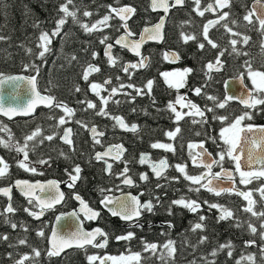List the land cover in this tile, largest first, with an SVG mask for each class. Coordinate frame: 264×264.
I'll use <instances>...</instances> for the list:
<instances>
[{
  "label": "trees",
  "instance_id": "obj_1",
  "mask_svg": "<svg viewBox=\"0 0 264 264\" xmlns=\"http://www.w3.org/2000/svg\"><path fill=\"white\" fill-rule=\"evenodd\" d=\"M201 1L204 4L211 2V0ZM63 3H66V0H0V37H4V39H0V74L4 76L36 75L37 89L40 93L52 96L55 98V102L66 104L74 110L72 116H65L61 108L53 107L47 110L39 109L29 119L8 122L0 118V128L7 129V131L0 130V139L8 141L10 134L12 144L23 146L25 137L39 129L40 134L35 137L34 141L28 142L29 158L26 163L32 168L40 167L42 179H59L61 175L71 173L75 165H80L82 172L79 192L84 199L88 200L89 206L94 209L98 208L95 201L98 198L102 199L106 194H115L116 186L121 181L117 180L114 167L110 175L106 177L104 171L96 167L93 162L94 154L98 148L102 149L107 144L117 142V129L113 117H121L127 125L130 123L138 125L139 132L134 135L133 144L130 145L134 151H127V158L135 161L137 165L142 154L151 152L148 151L149 145L158 142L166 143L163 127H166L171 120L162 117L161 112H164L166 104L173 101L176 96L188 94L189 99L193 102L192 91L197 84L205 87V90L211 88L215 92H220L223 80L246 73V69L250 70L249 65L253 71L260 67V70L264 72V52L259 51L260 46L257 41L250 40L247 53H234L230 50L226 35L222 32L217 34L215 41L217 47L213 49L200 39L201 34L194 11V0H185L182 9H176L170 13L164 29L163 44L158 48L173 51L181 59V66L189 67L192 70L186 81L180 86L179 91H171L160 76L151 75L152 73L148 69L143 73L135 74L132 78L127 75L130 70L126 74L119 71L118 75L117 69H123L132 59L117 48L113 50L116 67H110V63L103 55V50L106 44H112L122 33L120 22L113 16L108 22V27H102L101 31H94L91 34L86 33L80 23H74L72 18L68 17L60 34L51 38L50 51L45 54L43 59H40L38 53L42 49L37 47L40 43L39 36L42 32L50 34L55 28L56 20L63 15L58 11ZM110 5L115 8L131 6L136 9L133 19L129 23L131 32H138L142 27L151 25L159 19V15L150 13L148 0H73V4L68 7L70 10L76 11L77 19L81 23L91 25L109 13ZM85 10L91 12L92 15L83 16ZM188 35L193 36L194 39L185 42L183 37ZM105 36L108 37V40L102 44L100 41ZM198 44H204V48L197 50ZM221 52H223L228 66L214 78L208 77L204 72L205 62L213 60ZM93 53L96 54L95 57H93ZM145 53L149 55L147 49ZM89 65L98 67L100 71L94 72L93 76L91 78L89 76L88 81H85L83 73ZM161 67V70L170 69L167 63L161 64ZM37 69L39 75H37ZM106 80L110 83L106 85L105 90H99V95L91 90V83L105 85ZM150 80L153 82L152 90L146 92L145 86ZM128 85L134 87H128ZM118 86L120 94L112 95L111 90L118 89ZM77 87L80 88L79 92L76 91ZM135 89H142V94L137 95ZM102 97L108 99L106 105L102 104ZM259 98H264V93ZM199 99L206 116L216 117L217 123H210L209 120L201 121L199 137L195 138L193 125L184 121L180 123V126L183 125L182 132L174 141V146L178 151L167 154L163 151H155L152 154V157L165 155L172 167L185 166L186 172L193 176L198 173V170L191 167L190 155L192 151H184L187 144L198 141L205 142L206 147L211 148L210 152L216 156L227 147L220 139L222 124L218 122V117H226L231 120L233 117L247 112L251 114L252 119H245L242 126L249 124L256 128L264 126V105H256L250 110H243L232 105L231 108H227L229 110H223L217 105L209 106L204 96ZM80 101H91L96 105V108L88 109L87 104L80 103ZM101 107L108 115L96 114ZM209 108L212 111H208ZM61 117L70 118L71 124L76 127L82 124L87 128L94 126L98 131L104 133V138L100 144L93 143L88 140L86 131L74 128V145L71 151L59 141L63 129V125L58 124ZM48 135H53L54 139L52 141L44 139ZM0 158H3L8 164L7 173L3 177L0 187L9 185L15 178L33 176L18 167V162L23 160L22 153L18 154L14 149L9 150L0 146ZM41 160H46L48 163L41 164ZM221 164L228 169L235 170L234 161L227 157ZM262 181L263 179H253L245 189L255 190ZM160 184H163L162 187L153 184L152 189H155L153 195H156L161 203L151 216L142 219L141 226L143 227L128 229L118 220L102 213L99 225L103 231L108 233L107 247L103 250L92 248L71 250L59 258L47 256L49 227L43 223L33 222L25 213L22 214L18 211V208H15V196L12 199V204L16 213L0 217V235L9 237L7 241L0 239V264H15L25 254L30 257L28 261H25V264H88L87 256L90 255L119 257L134 253L141 254L140 264H193V262L208 264L209 261H215V264H236V261L241 260V257L249 254L255 255L258 264H261L259 250L264 246V241L260 240L259 232L262 221L244 211V208L248 206L244 199L235 193L229 196L215 197L202 189L198 192L190 191V188L197 187L185 180L182 174L175 175L166 185H164V181ZM102 189L103 191H101ZM92 198L96 200L93 201ZM181 198L186 201H196L201 205L200 210L190 213L188 210L172 204L173 200ZM211 203H216L232 211L233 217L217 223L220 212L218 209H210L208 204ZM169 208L172 211L171 215L168 211ZM254 210L264 211V205H255ZM201 215L206 217L202 222L205 228L203 231H193L194 225L201 222L199 221ZM46 220L50 221L49 217ZM249 222L257 228V234L253 235L250 232ZM11 223L17 224V228L13 229ZM169 223L173 227H169ZM237 223L240 225L239 227L236 226ZM40 231L44 233L43 236L37 235ZM129 231L135 234L131 240L117 241L115 239L116 236L124 235ZM201 236L208 237L205 243L199 242ZM21 239H24L26 243L19 244ZM169 240L174 242L173 247L176 249L174 258L169 257L167 250L163 247ZM249 240H255V245L246 246L245 242ZM144 242L154 243L158 246L155 254L145 251ZM228 242L232 244L231 257L227 255L228 249L219 251L215 257L211 255L213 249ZM33 248L41 252L40 257H34ZM93 264H98V261H94ZM241 264H249V262L241 260Z\"/></svg>",
  "mask_w": 264,
  "mask_h": 264
},
{
  "label": "snow or ice",
  "instance_id": "obj_2",
  "mask_svg": "<svg viewBox=\"0 0 264 264\" xmlns=\"http://www.w3.org/2000/svg\"><path fill=\"white\" fill-rule=\"evenodd\" d=\"M196 8H194V11H197V14L200 16L204 15V11H209L213 10V8H219V9H224L230 7V0H215V5L209 4L207 8L204 9V11H200V0H194ZM185 3V0H174L172 4L168 3V0H152V8L155 11L157 8H163L165 13L168 12L170 7H176V6H183ZM73 4V0H66V3H63L60 5L58 11L60 13H63V15L56 20L55 22V28L52 30V32L49 34L47 32H42L39 36V41L40 43L37 45V47L41 48L42 50L38 53V58L43 59L45 57V54L50 51L49 45L51 44L52 37H56L60 34L62 27L65 25L67 18L71 17L74 23H80L81 28L86 32L91 34L94 31H101L102 27H108L109 20L112 17V14H115L120 21L122 22L121 27L125 29V35L120 36L115 43L120 45L121 47L128 48L129 51L133 52L135 55L140 56L139 49L141 47V44L145 40V36H147L148 39L152 40H157L160 41L163 39V34H162V28H163V23L164 20L161 18L160 23L156 24L155 26L151 28H145L143 30V33L141 34L140 41H132L127 39L128 37H131L134 35V33L131 32V30L128 27L127 21L131 18L133 14H135L136 9L131 6H123L119 8L112 7L111 5L109 6V13L107 15H104L102 19L96 21L95 23H92L91 25L81 23L77 19V13L76 11H72L69 9L68 5ZM92 13L85 10L83 12V16L89 17L91 16ZM229 13L228 12H223L220 16L219 19L216 21V23H219L221 20H225L228 17ZM253 15H256V18L259 22L260 25V30L261 34L264 35V16H261L255 12V9L253 11H250L247 15L244 16V20L247 21L248 23H253L251 17ZM235 23V21H233ZM213 22L209 21L208 24L204 26V39L207 40L208 44H210L213 48L217 47V44L212 41L209 36H208V31H209V26L212 25ZM225 29L229 32H231V29L228 28V26L225 24L224 25ZM232 35H238V33H232ZM185 42L188 40L194 39L193 36L188 35L183 37ZM0 39H4V37H0ZM108 40V37L105 36L101 39V43L105 44L106 41ZM249 37L244 36L243 37V42L245 44L248 43ZM231 44L233 45V51H236L235 45L237 44L236 40H231ZM113 45L108 43L106 44V49H105V55L108 57V62L110 64H115L116 60L113 58L111 55V49ZM199 47L201 49L204 48V44H200ZM261 47L264 48V43L261 44ZM31 51V50H29ZM95 53H93V57H95ZM220 55H223V52L220 53ZM75 59V57H73ZM221 64V61L219 57L216 59V65L219 66ZM144 58L141 59L139 64H128L123 68L124 72H128L129 68H137V67H144ZM209 70H212L214 65L212 63H208L206 66ZM249 76L252 79L253 85L261 92H264V73L258 72V71H251V66L249 65ZM27 70V69H26ZM100 69L96 66L89 65L88 68L84 71L83 73V79L85 81H88L89 74L92 72H98ZM191 69H185L184 73L191 72ZM37 75H39V70L37 69ZM163 75L167 76V73H164ZM257 78H259V83H257ZM119 79V77H117ZM25 82L28 85H30L31 93H32V98L28 101V103L22 107H12L8 106L5 107L2 103H0V114L8 116L9 119L12 118L13 115H24V116H29L32 115L33 112L35 111V108L39 104H43L45 107H58L61 108L65 116H72L74 115V110L68 107L66 104L55 102V98L52 96H42L40 93L36 90V76H31V77H23V76H4L3 74H0V85H4L6 83H12V84H17L18 82ZM110 83V81L106 80L105 84ZM152 81H148L146 87L149 89V92L152 87ZM178 86H182V83ZM123 87V85H121ZM128 87H134L133 85H128ZM91 90L99 95V89L101 88V85L97 83H91L90 84ZM76 91L79 92L80 88L77 87ZM137 95L142 94V89H135ZM195 94L199 95L201 93L200 88H196ZM117 89L113 88L111 90V94L114 95L116 94ZM102 99V104L106 105L108 103L107 98H101ZM182 98L178 97L177 103L180 102ZM209 99L215 100L214 97H209ZM232 99V97H226L225 102L227 100ZM80 103H86L88 109H94L96 108V105L93 104L91 101H80ZM242 103L246 108H255L256 105H264V98H256L252 97L250 95L249 99L243 100ZM184 106L189 107L190 109H194L195 112H190L188 113L189 115H199L201 117L204 116V112L201 111L196 104L187 102ZM217 106L219 108H224L225 103H218ZM169 110H171L173 113H175L176 120L179 121L182 119V113L178 112L175 108V106L172 103H169L168 105ZM208 111H212V109H208ZM97 115H108L107 112L104 111L103 107L100 108L99 111L96 113ZM115 119L116 123L124 130L126 131H132L136 132L137 131V125L136 124H131L129 127L125 121L121 117H113ZM221 121H224L227 119L226 117H218ZM251 120L252 116L251 114L245 112L243 115H240L235 118V120L225 128H222L220 131V137L224 145H226V149L220 152L219 155V160H212L211 163L204 162V161H199L200 164L208 171L206 173H203L201 175L193 176L189 175L186 172L185 166L182 165H176V170L181 173L184 177L185 180L189 181L192 185H199L200 187L204 188L208 192L213 193L216 196H220L222 193H232L235 191V194L238 196H242L247 202L248 206L244 208V211L247 213H250L251 216L256 217L257 219L261 220L262 222L260 223V229L261 231L259 232V237L261 241H264V211H255L254 207L256 204V201L252 199V193L251 192H241L237 191L233 188H225V187H220L219 185H214L213 184V179H220L223 175L228 179L232 180V174L230 172H226L222 165H221V172L218 173H212L211 169L213 165L221 164L222 161L225 160V157L228 159L232 160L235 162V171L239 173L240 176V183L241 184H249L252 182L253 179H260L264 178V166L257 170H252L251 165L252 163H258L261 165H264V126L256 128L255 126L249 124L247 126H242V122L245 120ZM66 119L64 117H61L58 121L59 125H64L66 123ZM77 123H80L77 121ZM82 127H86V125H81ZM0 130L7 131L6 128H0ZM90 131L94 134V136H102L103 133L97 132V129L95 127H92ZM180 131L179 128H177L175 131H169L166 133V135L170 138L173 139L176 137L177 133ZM255 131H258L260 133L259 139L253 138L251 141H249L246 137L243 138V143L248 144L251 143L253 147L260 148V155H254L251 149L248 150V155H247V160H248V167L249 170L245 171L242 170V165H241V154L243 153V147L241 146L242 142V133H254ZM40 134L39 129L34 131L31 135H28L25 137V143L23 146L19 144H12L11 140L12 137L9 134V139L8 141H4L0 139V146L12 150L14 149L18 154L22 153L23 154V160H20L18 162V167L24 169L25 171H31L35 172L36 169L29 167V164L26 163L29 158V153L27 151L28 149V142L29 141H34L35 137H37ZM70 134H71V129H64V135L61 137L62 141L65 144H68L69 146L73 145V141L70 139ZM44 139L48 141H52L54 139L53 135H48L44 137ZM99 143V141H96ZM42 143V141H41ZM118 151L116 154L113 156V159L119 160L124 152V149L121 145H116L114 146ZM152 148L154 149H164L166 151H174L173 147L171 144H164V143H153L151 145ZM193 147H199L200 149H204V145H192L189 144V148ZM112 152V149L110 148L107 152L104 153H97L96 154V159L97 161L103 159L105 156H109ZM63 155V153H61ZM202 155H211L210 153H207L206 150L203 152H198L196 154V157H201ZM196 157H193V162L194 164L197 163ZM146 160V157L142 154L140 157V163L144 164ZM41 164L48 163L46 160H41ZM0 177H4L5 174L7 173L8 170V164L3 160V158H0ZM169 167L167 164V161L162 159L158 163H153L151 164L152 172L157 178H160L162 176V173ZM112 168L111 164L107 165V170H110ZM82 172V169L80 165H75L74 168L72 169V172L69 173V180L70 183H68L69 188H73L76 184V182L81 178L80 174ZM128 168L127 164H125V168L123 169V172L120 174L121 176L124 177L123 183L127 185H131L133 183L132 179L127 176ZM74 173V174H73ZM211 175L213 179H208L206 183H202V181L205 179L206 176ZM140 179L142 181H146L149 179V177L146 174H141ZM16 187L19 188L21 193L28 199V203L32 204L33 200L36 201V205L38 206L40 211H32L30 208H24V211L28 213L30 216L39 219L40 216L43 215L45 209H50L55 206V204L60 203L63 198H64V193L59 191V186L56 181H49L47 185H31L26 181H16ZM157 187H162V185L157 184ZM200 187H197L195 189L190 188V191H199ZM34 188H39L42 192L44 191H49V192H54L55 194L49 195L47 197H38L34 195L33 189ZM103 191V189L101 190ZM261 193V199H264V186H261L260 189H258ZM11 188H0V194L6 196L11 200ZM74 198L80 202L82 209L85 211V218L89 220H94L96 219L100 213L90 209L87 204L84 202V200L80 197L79 194H75ZM158 199V198H157ZM205 203H208L205 201ZM101 204L103 207L108 209V211L111 212L113 216H119L121 220L124 221H136L139 219V217L142 215L144 211H147L149 213L153 212L155 205L153 204L152 201H146L141 203V201L138 199V197L135 196H129L126 198H121V199H116L113 200L109 197H104L101 200ZM173 205H178L182 206L183 208L189 210L190 212H197L201 205L197 203L194 200H188L186 201L185 199L181 198L179 200H173L172 201ZM111 206V207H110ZM208 207L210 209H218L220 212V215L217 217V223L220 221H224L227 219H230L233 217L232 211L223 208L221 205H218L216 203H211L208 204ZM6 213H14L16 209H14L9 203V205L5 208L4 210ZM169 214H172L171 208H169ZM2 215V213H0ZM58 220L60 217L57 218ZM206 219L205 216L201 215L199 217V221L194 225L193 231L195 230H201L203 231L205 228V225L202 223ZM6 222H8L6 220ZM136 226H139L138 224ZM169 227H173L171 223L168 225ZM239 227L240 225L237 223L236 225ZM11 227L13 229L17 228V224L11 223ZM248 228L250 232L255 235L257 234V228L249 222ZM38 236H43L44 233L42 231L37 233ZM134 232H127L124 235H118L115 237L117 241H128L131 240L134 237ZM97 237H101L102 239L99 242L97 241ZM0 239L7 241L9 237L7 235H0ZM208 239L207 236H201L200 237V243H205V241ZM109 237L108 233L103 231L100 228H96L91 232H84L82 230H77L75 232L70 233L67 236H60L57 237L56 233L53 232V238L49 240V243L51 247L47 251V255L49 257L53 256H59L61 252H63L66 248H71V247H76V248H84L85 245H91L94 248H104L107 243H108ZM26 241L24 239L19 240V244L23 245L25 244ZM173 241L169 240L165 245H163L164 249L167 250V254L169 257L174 258L176 249L173 247ZM256 241L255 240H249L246 241L245 244L246 246H252L255 245ZM157 245L154 243H147L144 242V249L145 251H151L153 254H155L157 250ZM228 249L227 255L229 257L232 256V244L231 242H228L226 244H220L217 249H213L211 252V255L215 257L219 251ZM33 254L34 257H40L41 252L35 248H33ZM260 258H261V264H264V246H262L259 250ZM163 258V257H162ZM30 257L25 254L23 255L19 260L15 262V264H25V261H28ZM88 264H93L94 261L99 260L100 264H105L106 261H111L112 264H132V262H135V264H140L141 261V254L140 253H134L129 256H119V257H114V256H106V257H98L95 255H90L87 256ZM241 260H247L249 264H258L255 255L249 254L245 257H241ZM241 260L236 261V264H241ZM195 264V262H193ZM208 264H215V261H209Z\"/></svg>",
  "mask_w": 264,
  "mask_h": 264
},
{
  "label": "flooded vegetation",
  "instance_id": "obj_3",
  "mask_svg": "<svg viewBox=\"0 0 264 264\" xmlns=\"http://www.w3.org/2000/svg\"><path fill=\"white\" fill-rule=\"evenodd\" d=\"M254 1H257V0H230V7H228V8L219 9V8H215L214 7L213 10L204 11V9L207 8L209 4L215 5V0H211L210 3H205V4L200 0V11H204V15L203 16H200V15L197 14V11H195V15L197 17V22H198V26H199L200 34H201V38L200 39L204 40V42H206L208 44L207 40L204 39V35H203L204 26L206 24H208L209 21H212L213 24L209 26V31H208V36H209V38L212 41L215 42L216 41L217 34L219 32H222V33H224L226 35V41L229 43V47H230V50L232 52H234V53L246 52L247 53L249 51V48L248 47H250V45H249L250 40H254V41H257V43L260 46V50L259 51H261V53H263L264 52V48L261 47V44L264 43V35L261 34L259 22L253 16L251 17L253 23H251V24L244 20V16L247 15L251 11L250 10V7H251V4ZM258 1L264 2V0H258ZM148 4H149V1H148ZM183 6L180 7V8H177V9H182ZM195 8H196V5H195ZM173 10H176V9H173ZM173 10H170L169 15H170V13ZM149 11H150V9H149ZM223 12H228L229 13L228 17L225 20H221V21H219V23H216V21L219 19V16ZM150 13L151 14H154L151 11H150ZM155 15H159V18L161 17V14H155ZM169 15H168V17H169ZM168 17H167V19H168ZM233 21H235V23H233ZM157 22L158 21H156L155 23H157ZM155 23H153L151 25H154ZM225 24L228 26L229 29H231V32H229V31H227L225 29V27H224ZM151 25H147V26H151ZM128 26H129V24H128ZM141 29L138 32H132V33H134V35L132 37H130V38L132 40H137L138 37H139V34H140ZM232 33H238V35H232ZM244 36L249 37V40H248V43L247 44H245L243 42V37ZM163 40H164V33H163ZM231 40H236L237 41V44L235 45L236 51H233V45L231 44ZM162 44H163V41L161 42V44L150 43V44L144 45L143 48H142V53H141L140 58L130 56L126 51L121 50V51H124L127 54V56L132 59V61L130 62V64H139V62L141 61L142 58H147V63L145 65V67H137L135 69L129 68L130 71L128 70L129 73L127 75L132 78V76L134 77L135 74H137V73H143V72H145L148 69V71H151V73H152L151 75L160 76L162 78V80L164 81L165 85L168 88H170L171 91H179L180 86H178V85H180L181 83L183 84L184 81H186L187 76L190 73V72L184 73V70L185 69H190V68L189 67H182L181 66V59L173 51H169V50H166V49H162V50L158 49ZM199 45L200 44H198L197 47H196L197 50H200L201 49L199 47ZM209 46L211 47V49H213V47L210 44H209ZM146 49L149 51V55L145 53V50ZM168 52H172V53L176 54V57H177V63L176 64H171L168 61L167 56H166ZM217 57H219V59L221 61V64L219 66L216 65V59H217ZM163 63H167L169 65L170 69H168V70H163L162 69L161 70V68H162L161 67V64H163ZM208 63H212L214 65V67H213L212 70H209L206 67ZM227 66H228V64L226 65V62H225V59H224V55L221 56L219 54L213 60L205 62V64H204V72L206 73V75L208 77L214 78V76L220 74L222 72V70L225 67H227ZM110 67L111 68H115L116 66H115V64H110ZM119 71H122V74H126V72H124L123 69L121 68V70H118L117 69V71H116V73H118V75L120 74ZM176 71H179V72H182L183 73V77L180 78V80L178 82H175V81L169 79V75L172 74V73H175ZM249 71L250 70L246 69V73L241 74V75H239V76H237L235 78L242 77L243 78L244 85L251 92L252 97L259 98L260 95L262 93H264V92H261V91L255 89L249 83V79H248V73H249ZM251 71H253V70H251ZM255 71L264 73L263 71L260 70V67L258 68V70H255ZM164 73H167L168 75L165 76V75H163ZM93 74H94V72H92V73L89 74L90 78H91V76H93ZM235 78H227V79L223 80L222 86H221V89H220V92H217V91L215 92L211 88L210 89L208 88V89L205 90L204 89L205 87H202L199 84H197L194 87L193 91H192V95H193V99H194L193 102L189 99L188 94L178 95V96H176V98L173 101L168 102L166 104L167 107L164 109V112L165 113L163 111L161 112L162 113V117H164V118H170V120H171V122L168 123L166 127L165 126L163 127V130H164L163 131V136L166 138V143H164V144H171L172 147H173V149H174V151H178L176 149V147L174 146V141H175V138L178 137V135L182 132L183 125L180 126V123H182L184 121H187V124H192L193 125V127L195 129V132L193 133L194 136H195V138L199 137V129H200V122L201 121H207V120H209L210 123H213V124L217 123V118L216 117H207L206 116L205 111L203 110L204 108L201 106V102H200V99H199L201 96H204L205 97V100L208 102V105L209 106H216L218 103H225V107L222 108L223 110L224 109L226 110L227 108H231L232 105L233 106H236V107H239V108H241L243 110H250V109H252V108H249V109L243 108L242 106H240V104H238L236 102H233L231 100H227V102H225L226 93H225V89H224V84H225V82L227 80H231V79H235ZM106 85L107 84L101 85V88L99 90H105L106 89ZM196 88H200L201 89V93L199 95L195 94V91L194 90ZM151 90H152V87H151ZM151 90H150V92H151ZM145 91L146 92H149V89L146 86H145ZM116 93L120 94L119 86H118V89H117V92ZM178 97L186 98V100L188 102H191V103L196 104L197 107L201 111L204 112V116L201 117L199 115H189L188 113H190V112H193L194 113L195 110L194 109H190L189 107H186V108H183V109H181L179 111L180 113H182V119H180L179 121H177L176 120V117H175V113H173L171 110H169L168 105H169V103L174 104L175 101L178 99ZM209 97H214L215 100L209 99ZM227 110H229V109H227ZM236 117H238V116L233 117L231 120L225 119L224 121H221L220 119H218V122L222 124L221 129L222 128H225L229 124H231L235 120ZM66 121L67 122L63 125L62 133H63V130L66 127H71V129H72V141H73V145H74V139L73 138H74V135H75L74 128L82 129L83 131H86V134H87V136L89 138L88 140L90 142L92 141L93 143H97L96 141L98 140L99 143H97V144H100V141L104 138V133H103V137L102 138L90 139L89 134H88L89 128L82 127L80 125H77V127L76 126H73L71 124L72 123V120L70 118L66 119ZM114 123H115V121H114ZM66 124H68V125H66ZM131 124H136V123H130V125H128V126L130 127ZM114 125H115V128L117 129V132H116L117 142L116 143L107 144L104 148H102V149H99L98 148L96 150L97 152H100V151H103L108 146H113L114 147L116 145H121L123 147L124 151H125L124 154H123V156L119 160L113 159L111 161L112 162V168H111V170L114 167V169L116 171V178H117V180L118 181L121 180V181L118 182V184L116 186V189H115V194H113V195H116V196H121V195H131V196H135V197H138V199L141 201V203L146 202V201H152L153 204L155 205V207H154V210H155V208L158 207L161 202L157 199V196L156 195H153L155 189L154 190L152 189V185L153 184H156V185L157 184H160L163 181H164V185H166L169 181L172 180V178L175 175H180L181 173H179L176 170V166H173L172 167V165L170 164L169 159L165 155H162L160 157H152V154H154L155 151H163L166 154L169 153V152H172V151H166L164 149H154V148L151 147V145H152L151 144L148 147V149H149L148 151H151V152H146V153L143 154V155H148L149 156V159H148L147 163L140 164V162H139L140 161V157H141L140 156L139 159H138V161H137V165H136L135 164V161L129 160V158H127L128 157L127 151H134L133 148L130 147V145L133 144V141H134L133 137H134V135L139 132L138 125L136 124L137 125V131L135 133H123L122 131H120L118 129V127H117L116 124H114ZM177 128H179L180 131L177 133V135H176L175 138L170 139L166 135V133L169 132V131H175ZM221 129H220V131H221ZM62 133H61V135H62ZM100 133H102V132H100ZM220 139H221V137H220ZM59 141H60V137H59ZM189 144H192L194 146L203 144L204 145V148L213 156V158L215 160H219V155L216 156L213 153H211L210 152L211 148H207L205 142L198 141V142H193V143H189ZM189 144H187L184 147V151H192V154L190 155L191 167H193V168H195V169L198 170V173L196 175H194V176H197V175H201L203 173H206L207 171L205 169H200V168H197V167L194 166V164H193L194 163L193 162V157H196L197 148L198 147L189 148ZM62 145H64V144H62ZM73 145H72V149H73ZM64 146H66V145H64ZM66 147H68V146H66ZM68 149H70V148L68 147ZM72 149H70V150L72 151ZM117 151L118 150L114 147L113 155H115ZM95 154H94V157H93V159H94L93 162H94L95 166L98 167V168H100V169H102L104 171V162L102 160L97 161L95 159ZM162 159H164V160L167 161V164L169 165V167H167L168 169L162 174V176L160 178H155L154 173L151 171V164L158 163ZM125 164H127V168H128L127 176H130V178L133 181L132 185L131 186H127V187L123 185V183H122L123 176L120 175L123 172V169L125 168ZM221 165L222 164H219V166L214 165L213 168L211 169V172L213 174L220 172L221 171ZM0 167H2V165H0ZM222 167H223V169L232 170L234 172V182H235V187H236L237 191H241V192H251L252 193V199L256 201V204L255 205H259V204H261L262 206L264 205L263 204L264 203V199H261V193H260V191H258V189H260L261 186H264V178H261V179H263V181L261 182L260 186L258 188H256L255 190L245 189L248 184H241L240 183V176L236 174L235 170L228 169L227 167H225L223 165H222ZM35 169H36L35 172L26 171L29 175H33V176H28L27 178H15L14 180H12V183H9V185H1L0 188H8V187H11L12 184H13V182L16 181V180H27L28 182H31V183L38 182V181L44 182V181H48V180H53V181H56L58 183V186H59L60 191L64 193V198H63L62 202L60 203L59 206H56V207H54V208H52L50 210H45L44 213H43V215H42V219L41 220L34 221L33 220L34 217H32L28 213H26L24 211V208L27 207V208H30L32 211L39 212L40 210H38V206H35L34 207V205H36V203L33 202L32 204H29L28 203V200L23 199L22 196H20L17 192H15L13 190L11 192V202H10L11 205H12V207H13L12 199L15 198V196H16V198H15L16 199V206H15V208H18V211L22 212V214L25 213V215L28 218H30L35 223H43V224H45V226L46 227H49V230H51V226H52L53 221H54V219H55V217L57 215H59V214H66V213H69L71 211H75L78 208L79 205L74 200V195L75 194H79L80 197L84 200V202L87 203V205H88L89 208H91L92 210H95V211H97V212L100 213L99 218H98V221H97L96 224H93L91 221L84 220V218L82 216H79V220L82 223V227L86 231L91 230L95 226L100 227V225H99V219H100L102 213H105L100 208V202H101V200L104 197L102 199L98 198L97 200L95 198H92V200L93 201L96 200L95 202H97V204H98V208L97 209H94V208H92V207L89 206L88 200L84 199L83 196L79 192V189L81 187V178L76 182V184H75V186L73 188H69L67 186L68 183H70L69 173L68 174L66 173L65 175H61L59 177V179H54V178L42 179V173L40 172V167H35ZM185 169H186V167H185ZM111 170H110V173H111ZM141 174H146L149 177V179L146 180V181H142L140 179V175ZM106 177H108V176H106ZM211 178H213L211 175L206 176L205 179L202 181V183H206L207 180L208 179H211ZM0 183H3V177H0ZM160 185H163V184H160ZM195 186L196 187H200L199 185H195ZM200 189H202L203 191H205V192H207V193H209V194H211L212 196H215V197H220L222 195L229 196L232 193H235V192H232V193H222L220 196H216L213 193L206 191L202 187H200ZM240 197L242 199H244L242 196H240ZM7 203L8 202H7V200L4 197H0V213H2L3 216H7V215H11V214L14 215L16 213V211L14 213H9V214L5 213L4 210H5L6 206H7ZM247 204H248V202H247ZM180 207H182V206H180ZM154 210L151 213H149L147 211H144L142 213V215L140 216V218L138 220H136V221H132V222H129V223H122L119 220L118 221L122 225L127 226L128 229H136L138 227H143V226H141L142 219L145 218V217H147V216L148 217L151 216L154 213ZM188 212H190V211L188 210ZM190 213H193V212H190ZM2 215H0V217ZM48 217H49L50 221H47L46 220V218H48ZM137 224L139 226H136ZM101 239L102 238L97 239L96 242H99ZM89 248L96 249V250H103V249H105V248H94L92 246L89 247Z\"/></svg>",
  "mask_w": 264,
  "mask_h": 264
},
{
  "label": "water",
  "instance_id": "obj_4",
  "mask_svg": "<svg viewBox=\"0 0 264 264\" xmlns=\"http://www.w3.org/2000/svg\"><path fill=\"white\" fill-rule=\"evenodd\" d=\"M149 1V9L152 13L154 14H161V17L159 18L158 22L155 23L154 25H151V26H145L141 29L140 31V34H139V37L137 40H132L130 37H128L127 39L129 40H132V41H136V42H139L140 41V37H141V34L143 33V30L145 28H151L153 26H155L156 24L160 23L161 21V18H163L164 20V23H163V28H162V34L164 33V28H165V24H166V20H167V17L169 15V12L170 10H173V9H177V8H180L182 6H176V7H170L168 12L165 13V11L163 10V8H157L155 11L153 10L152 8V0H148ZM174 2V0H168V3L169 4H172ZM119 8V7H118ZM253 9H255V12L261 16H264V2H261V1H254L252 4H251V7H250V10L253 11ZM112 16L118 21L120 22V24H122V22L120 21V19L115 16V14H112ZM133 16L134 14L131 16V18L127 21V24H129L131 22V20L133 19ZM253 17L257 20L256 18V15H253ZM258 21V20H257ZM129 27V26H128ZM125 35V29L122 27V34L120 36H123ZM119 36V37H120ZM117 37L116 40L119 38ZM132 37V36H131ZM115 40V41H116ZM115 41L112 43L113 47L111 49V55L113 56V50L115 48L117 49H120V50H124L126 51L130 56H133V57H137V58H140V56H137L135 55L133 52L129 51L128 48H124V47H121L120 45L116 44ZM163 41L160 40V41H157V40H152V39H148L147 36H145V40L143 41V43L141 44V47L139 49V52L140 54L142 53V48L144 45L146 44H150V43H155V44H161V42ZM105 49L106 47L104 48L103 50V55L104 57L107 58L108 60V57L105 55ZM167 59L168 61L171 63V64H176L177 63V57H176V54L172 53V52H168L167 53ZM147 63V58H144V65H146ZM130 63H127L126 65H128ZM125 65V66H126ZM145 67V66H144ZM11 76H23V77H31V76H28V75H24V74H15V75H11ZM36 76V75H34ZM36 80H37V76H36ZM224 89H225V93H226V97H232V99H229L233 102H236L238 104H240V106H242L243 108H246L244 106V104L242 103L243 100H247L249 99L250 95L252 96L251 92L245 87L244 85V82H243V78L242 77H238V78H235V79H231V80H227L224 84ZM36 90L38 91L37 89V83H36ZM39 92V91H38ZM40 93V92H39ZM40 95L42 96H48V95H45V94H42L40 93ZM32 98V93H31V89H30V85H28L27 83L21 81V82H18L17 84H12V83H6L4 85H0V103H2L5 107H8V106H12V107H22L24 105H26L28 103V101ZM53 107H45L43 104H39L37 105V107L35 108V111L33 112L32 115H29V116H24V115H13L11 119L8 118V116H5V115H2L0 114V118L10 122V121H14V120H17V119H29V118H32L36 111L39 110V109H51ZM249 109V108H247ZM115 121V120H114ZM115 124L117 125L118 129L120 131H122L123 133H135V132H132V131H126L124 129H122L115 121ZM92 128V127H91ZM88 130V134H89V137L90 139H94V138H102V136H94V134L90 131V129ZM96 128V127H95ZM65 129H71V127H66ZM97 132H99L97 130ZM64 135V130H63V133L62 135L60 136V142L66 146H68L70 149H72V146H69L68 144H65L61 137ZM242 136V142H241V146L243 147V153H240L241 154V165H242V170H249V167H248V160H247V155H248V150L251 149L252 152L254 153V155H260V148H256V147H253L251 145V143H248V144H244L243 143V138L246 137L249 141H251L253 138H256V139H259V136H260V133L258 131H255L254 133H242L241 134ZM70 139L72 140V129H71V134H70ZM112 149V152L109 156H105L103 159H101L103 162H104V174L105 176H109L110 174V170H107V165L108 164H111L112 165V160H113V150H114V147L113 146H108L106 147L103 151H100V152H97V153H104V152H107L109 149ZM204 150H206L205 148L202 150L200 149L199 147L197 148V153L198 152H203ZM207 151V150H206ZM125 152V151H124ZM123 152V154H124ZM96 153V154H97ZM207 153H209L207 151ZM96 154H95V159H96ZM122 154V156H123ZM121 156V157H122ZM146 157V160H145V163H147L148 159H149V156L148 155H144ZM197 163H193L195 167L197 168H200V169H205L206 171H208V169L204 168L202 166V164L199 163V161H204V162H208V163H211L212 160H215L213 158L212 155H202L201 157H197ZM97 160V159H96ZM144 163V164H145ZM235 163V162H234ZM141 164V163H140ZM214 166V165H213ZM262 166L264 165H261V164H258V163H252L251 165V168L252 170H257L259 168H261ZM213 168V167H212ZM168 169V168H167ZM166 169V170H167ZM165 170V171H166ZM226 172H230L232 174V180H228L222 173V176L220 179H213V184L214 185H219L220 187H225V188H233L234 186V189H236L235 187V182H234V172L232 170H226L224 169ZM151 171H152V168H151ZM164 171V172H165ZM163 172V173H164ZM221 172V171H220ZM236 172V171H235ZM162 173V174H163ZM237 175H239V173L236 172ZM130 178V176H128ZM155 178H157L155 176ZM123 179L124 177L122 178V183H123ZM261 179V178H260ZM18 181V180H16ZM16 181L13 182L12 186L11 187H8V188H11V192L14 190L15 192H17L20 196H22L23 199L25 200H28L29 198H26L22 193L21 191L19 190V188L16 187ZM19 181H26L28 182L27 180H19ZM49 181H53V180H48V181H44V182H28L29 184L31 185H47ZM58 184V183H57ZM124 186H131V185H127V184H124ZM60 191V189H59ZM207 191V190H206ZM33 192H34V195L35 196H38V197H47L49 195H53L55 194L54 192H49V191H44L42 192L39 188H34L33 189ZM61 192V191H60ZM235 192V191H233ZM11 195V193H10ZM131 195H121V196H116V195H113V194H106L105 197H109L113 200H116V199H121V198H126V197H129ZM0 197H4L6 200H7V206L9 205V203L11 202V200H9L8 197L0 194ZM74 200L76 201V203L79 205L78 208L75 210V211H71L69 213H66V214H59L55 217L54 221H53V224L51 226V230L48 234V237H47V251L49 250V248L51 247L50 243H49V240L51 238H53V232L56 233V236L57 237H60V236H67L69 235L70 233L72 232H75L77 230H82L84 232H91L93 231L94 229L96 228H100L98 226H95L93 227L91 230L89 231H86L84 230V228L82 227V223L81 221L79 220V216H82L84 218V220H87V221H91L93 224H96L97 221H98V218L99 216L94 219V220H89V219H86L85 218V211L82 209V206L80 204L79 201H77L75 198ZM33 202L36 203L35 200H33ZM62 202V201H61ZM60 202V203H61ZM60 203L58 204H55L54 207L56 206H59ZM86 203V202H85ZM87 204V203H86ZM6 206V207H7ZM88 206V205H87ZM52 207V208H54ZM111 207V206H110ZM50 208V209H52ZM100 208L102 209V211H104L110 218L112 219H115V220H119L120 222L122 223H129V221H124V220H121L119 218V216H113L111 214L110 211H108V209H106L105 207H103V205L101 204L100 202ZM50 209H45V210H50ZM91 209V208H90ZM38 210L39 207H38ZM44 210V211H45ZM6 213V212H5ZM9 214V213H7ZM60 217V219L58 220L57 218ZM140 218V217H139ZM42 219V216H40L39 219H36V218H33L34 221H39ZM101 229V228H100ZM101 237H97V239H99ZM107 246V245H106ZM105 246V247H106ZM91 247V245H85L84 248H89ZM104 247V248H105ZM84 248H76V247H71V248H66L63 252H61V254L59 256H53L52 258H59L61 257L63 254H65L66 252L68 251H71V250H82ZM48 256V255H47Z\"/></svg>",
  "mask_w": 264,
  "mask_h": 264
},
{
  "label": "rangeland",
  "instance_id": "obj_5",
  "mask_svg": "<svg viewBox=\"0 0 264 264\" xmlns=\"http://www.w3.org/2000/svg\"><path fill=\"white\" fill-rule=\"evenodd\" d=\"M182 77H183V73H182V72H179V71H176L175 73H172V74L169 75V79H171V80H173V81H175V82H178V81L180 80V78H182ZM248 79H249V83H250L255 89H257V88L253 85V82H252V79H251L250 76H249V73H248ZM257 83H259V78H257ZM257 90H258V89H257ZM180 98H182V99L180 100L179 103H177V100H176L175 103L173 104L178 112H179L181 109L186 108V106H184V105L187 104V102H188V101L186 100V98H183V97H180ZM229 125H230V124H229ZM229 125H228V126H229ZM228 126H227V127H228ZM106 256H112V255H104V256H102L101 258L106 257ZM124 256H129V255H124ZM114 257H115V256H114ZM97 261H98V264H100V261H99V260H97ZM105 264H112V262L109 260V261H106Z\"/></svg>",
  "mask_w": 264,
  "mask_h": 264
}]
</instances>
